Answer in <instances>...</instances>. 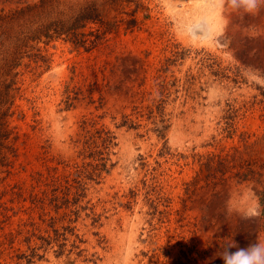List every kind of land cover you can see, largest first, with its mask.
I'll list each match as a JSON object with an SVG mask.
<instances>
[{
	"label": "rangeland",
	"instance_id": "374dc122",
	"mask_svg": "<svg viewBox=\"0 0 264 264\" xmlns=\"http://www.w3.org/2000/svg\"><path fill=\"white\" fill-rule=\"evenodd\" d=\"M148 1L140 27L90 51L41 42L48 63L21 67L8 119L21 135L0 140V264H224L226 242L264 238V218L224 215L229 200L264 204V12L218 10L210 35L199 0ZM85 119L117 137L100 177L89 176ZM228 156L263 175L240 181L236 167L222 181L216 166ZM59 161L90 171L87 209L54 210L51 227L31 199L44 189L38 172Z\"/></svg>",
	"mask_w": 264,
	"mask_h": 264
},
{
	"label": "trees",
	"instance_id": "16d2710c",
	"mask_svg": "<svg viewBox=\"0 0 264 264\" xmlns=\"http://www.w3.org/2000/svg\"><path fill=\"white\" fill-rule=\"evenodd\" d=\"M12 0H5L7 3ZM15 7L0 8V140L13 141L20 138V133L9 128L8 119L15 113L12 110L16 91L19 90L21 67L29 62L46 64L48 59L39 45L48 44L53 40L63 38L77 47L90 51L102 44L110 33H117L123 25L126 30H134L142 25L143 19L150 18L151 7L148 0H20ZM143 13V18H140ZM96 25L86 32L85 29ZM29 61L26 63V61ZM83 129L86 133L84 155L89 152L96 162L95 170L89 176L100 177L101 172L108 167L111 148L116 145L115 133L97 122L85 119ZM95 157V158H94ZM217 171L221 180L228 171L239 168L235 175L240 181H247L261 177L263 173L256 171L242 157L228 156L220 158ZM233 163V165H230ZM88 165V164H86ZM114 165L113 163L110 164ZM62 166V169H61ZM264 169V167H262ZM98 171V172H97ZM90 171L87 166L78 163L59 161L56 165H47L45 172H38L36 182L42 186L39 192L32 195V209L39 210L41 216L49 217V226L53 227L56 217L51 212H58L61 208L69 211V215H76L87 209L82 202L87 196L86 175ZM100 172V173H99ZM89 178V177H88ZM71 213V214H70ZM67 215V214H66ZM34 227L30 232L38 238ZM58 232V231H57ZM45 240V237H40ZM30 238L27 240L29 241ZM33 253L30 257H34Z\"/></svg>",
	"mask_w": 264,
	"mask_h": 264
},
{
	"label": "clouds",
	"instance_id": "9594fccd",
	"mask_svg": "<svg viewBox=\"0 0 264 264\" xmlns=\"http://www.w3.org/2000/svg\"><path fill=\"white\" fill-rule=\"evenodd\" d=\"M212 11L230 10L241 16H256L264 12V0H199ZM227 26V19L224 21ZM224 215L228 218L232 215L241 220H259L264 218V204L259 199L246 207L234 206L231 200L226 202ZM222 251L218 253L224 264H264V238L258 236L255 243L246 248L239 247L234 240H230L221 246ZM236 251L232 252L231 249Z\"/></svg>",
	"mask_w": 264,
	"mask_h": 264
},
{
	"label": "bare ground",
	"instance_id": "6f19581e",
	"mask_svg": "<svg viewBox=\"0 0 264 264\" xmlns=\"http://www.w3.org/2000/svg\"><path fill=\"white\" fill-rule=\"evenodd\" d=\"M205 10V9H204ZM198 19L205 20L207 22V26L210 28V35L212 32L219 30L220 28V19L218 17L217 11H212L210 8H207L205 11L200 13ZM208 28V29H209Z\"/></svg>",
	"mask_w": 264,
	"mask_h": 264
}]
</instances>
